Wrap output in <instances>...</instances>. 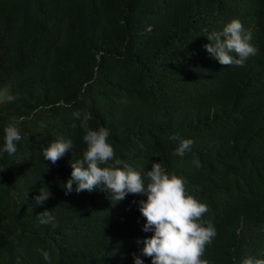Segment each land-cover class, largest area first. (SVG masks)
I'll return each mask as SVG.
<instances>
[{"label":"trees","instance_id":"obj_1","mask_svg":"<svg viewBox=\"0 0 264 264\" xmlns=\"http://www.w3.org/2000/svg\"><path fill=\"white\" fill-rule=\"evenodd\" d=\"M234 18L257 52L223 66L204 45ZM2 86L0 149L10 119L22 139L0 157V264H152L146 196L65 193L86 147L74 112L142 176L159 162L207 205L208 264L264 259V0H0ZM173 134L193 141L183 156ZM59 138L73 148L52 164L42 150ZM40 189L51 195L36 205Z\"/></svg>","mask_w":264,"mask_h":264},{"label":"clouds","instance_id":"obj_2","mask_svg":"<svg viewBox=\"0 0 264 264\" xmlns=\"http://www.w3.org/2000/svg\"><path fill=\"white\" fill-rule=\"evenodd\" d=\"M207 38L210 43L204 45L206 51L223 66H243L257 52L250 43L251 33L245 31L237 18L227 22L222 31L213 32ZM14 99L16 97H9L10 102ZM73 117L80 120L86 147L82 155L71 161V176L64 182L65 193L92 192L101 188L108 192L110 200L116 202L122 201L128 194L146 196L139 201V211L146 220L143 231H152L153 234L144 238L142 254L150 257L152 264H208L202 257L217 231L211 220L202 219L208 211L207 205L188 194L183 179L169 173L161 163L153 162L150 170L142 176L140 171L117 158L108 142V129L89 126L88 122L92 119L90 113L81 116L80 112H74ZM21 139L18 122L10 119L4 128L0 157L5 153L14 155L16 144ZM169 139L179 140L175 150L178 156H183L193 144L191 139H182L178 134ZM72 148L71 139L59 138L43 147L42 154L46 161L56 164ZM50 195L49 191L40 189L39 195L34 198L35 204L43 205ZM52 220L51 211L41 212L39 223L46 224ZM41 255L44 260L50 261L47 251H42ZM135 264H143V260L136 256ZM242 264H264V259L248 256Z\"/></svg>","mask_w":264,"mask_h":264},{"label":"rangeland","instance_id":"obj_3","mask_svg":"<svg viewBox=\"0 0 264 264\" xmlns=\"http://www.w3.org/2000/svg\"><path fill=\"white\" fill-rule=\"evenodd\" d=\"M8 86H2L0 87V100L5 98L8 95Z\"/></svg>","mask_w":264,"mask_h":264}]
</instances>
